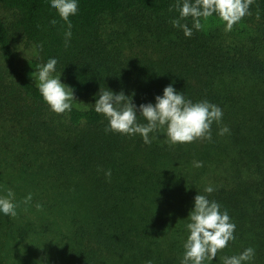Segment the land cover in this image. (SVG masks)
Instances as JSON below:
<instances>
[{
  "label": "trees",
  "instance_id": "1",
  "mask_svg": "<svg viewBox=\"0 0 264 264\" xmlns=\"http://www.w3.org/2000/svg\"><path fill=\"white\" fill-rule=\"evenodd\" d=\"M176 3L77 0L66 47L67 24L51 0H0L4 141L20 151L27 146L55 169L57 181L68 173L79 194L82 182L87 192L79 200L80 219L61 199L72 221L66 264H181L197 194L217 202L236 226L235 239L204 264H223L249 247L255 254L246 264H264V0H254V17L245 16L231 31L222 23V29H193L191 37L171 23L179 16ZM107 15L120 17L117 39L103 36ZM254 19L259 23L247 45L236 29ZM181 22L192 28L191 17ZM111 46L123 53L114 56ZM49 59L57 60L53 76L60 75L75 97L71 111L61 115L43 101L32 75ZM169 84L192 103L207 101L222 110L210 141L169 146L161 130L146 145L139 135L105 131L108 120L94 110L99 93L132 95L143 124L139 106L154 105ZM223 127L229 132L220 135ZM208 186L212 193H205Z\"/></svg>",
  "mask_w": 264,
  "mask_h": 264
},
{
  "label": "clouds",
  "instance_id": "2",
  "mask_svg": "<svg viewBox=\"0 0 264 264\" xmlns=\"http://www.w3.org/2000/svg\"><path fill=\"white\" fill-rule=\"evenodd\" d=\"M254 0H177L173 6L178 12L177 19L172 20L173 27L183 31L185 37H191L193 29L201 30L205 21L214 13L225 24V31H231L233 26L242 18L251 15L249 6ZM51 7L56 10L61 20L67 24L65 32V46L71 38L70 17L78 11L77 0H51ZM172 9H170L171 11ZM191 17L193 24L189 28L185 21ZM257 19L259 15L257 14ZM54 25L55 20L51 21ZM37 47L42 49V45ZM56 59H49L46 64L37 65V71L32 75L36 77V86L43 101L56 115L70 112L72 102L75 101L73 89L60 82V75L53 76L56 70ZM94 104V110L102 114L109 123L106 132H114L121 135L142 137L146 145L152 143L150 134L164 130L169 146L176 144H188L198 140H211V126L222 119V110L207 101L192 103L185 99L182 93L177 92L171 84L163 90L162 96L155 98V104H141L139 117L146 123L138 122L137 107L132 101V95L125 96L123 92L113 94L105 90L98 95ZM229 129L223 127L219 134L228 133ZM194 167H202L201 162L194 163ZM110 176L111 172H106ZM213 188L208 186L205 193H212ZM32 197L29 194L24 204H29ZM14 193L8 190L6 197H0V212L6 216L17 215V205ZM37 210L41 205H36ZM186 230L190 233L184 243V254L181 264H204L216 258L217 253L227 247L228 243L235 239V224L231 222L228 212H221L220 205L210 201L206 195L197 194L194 198V207L187 218ZM255 251L249 247L241 254L232 257H224L223 264H246L252 260ZM151 264V262H149Z\"/></svg>",
  "mask_w": 264,
  "mask_h": 264
},
{
  "label": "rangeland",
  "instance_id": "3",
  "mask_svg": "<svg viewBox=\"0 0 264 264\" xmlns=\"http://www.w3.org/2000/svg\"><path fill=\"white\" fill-rule=\"evenodd\" d=\"M201 19L205 30L224 28L219 19ZM258 23L257 19L240 23L236 33L243 43L250 45L248 40L255 36ZM101 29L103 36L117 39L118 33H122L120 17L107 15ZM128 37L133 41L135 36L131 33ZM112 49L113 46L109 51ZM111 53L117 56L123 50ZM4 136L0 131V197H6L8 190L14 193L12 202L17 205V215L11 217L0 212V264H66L73 246L72 221L67 213L64 214L61 199L65 197L70 201L72 211L69 214L82 218L85 214L79 200L87 197L85 186L82 182L84 191L79 194L75 179L68 173L62 175L60 183L56 180L55 169L45 164L44 158L36 160L27 146L20 151L17 146L6 144ZM29 194L32 199L24 204ZM37 204L41 205L40 210Z\"/></svg>",
  "mask_w": 264,
  "mask_h": 264
}]
</instances>
